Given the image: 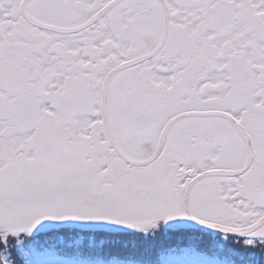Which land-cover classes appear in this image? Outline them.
Segmentation results:
<instances>
[{
  "label": "snow or ice",
  "instance_id": "snow-or-ice-1",
  "mask_svg": "<svg viewBox=\"0 0 264 264\" xmlns=\"http://www.w3.org/2000/svg\"><path fill=\"white\" fill-rule=\"evenodd\" d=\"M0 264H264V0H0Z\"/></svg>",
  "mask_w": 264,
  "mask_h": 264
}]
</instances>
